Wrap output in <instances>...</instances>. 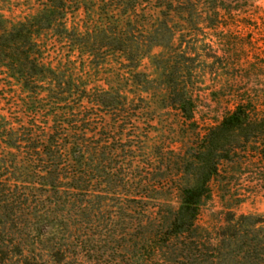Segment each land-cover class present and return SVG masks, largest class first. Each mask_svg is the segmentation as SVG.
Here are the masks:
<instances>
[{
  "label": "trees",
  "instance_id": "trees-1",
  "mask_svg": "<svg viewBox=\"0 0 264 264\" xmlns=\"http://www.w3.org/2000/svg\"><path fill=\"white\" fill-rule=\"evenodd\" d=\"M189 2L182 0L184 6ZM176 3V0H45L41 10L17 23L3 21L0 10V59L16 79L19 94L25 96L23 100L18 96L19 110L31 112L26 125L28 132L6 124L0 127L4 140L0 143V214L16 217V221L11 220L16 227L28 226L21 218L30 210L31 193L46 191L47 198L56 200L53 206L69 207L61 217V222L66 221L65 231H69L80 225L76 218L84 217L91 223L95 217L91 206L100 197L110 195L113 187L130 189L132 197L140 195L143 200L162 191L163 188L156 190L158 185L151 177L153 170L147 167L149 164L136 162L145 138L140 132L143 118L139 115L150 105L163 103L178 107L184 119L193 121L194 102L169 84L161 95L151 96L145 90L147 83L141 81L144 74L140 69L142 60L160 57L157 49H172L175 38L169 24L180 6V2ZM80 11L91 19L94 30L89 27L80 30L78 34L84 43L78 46L89 47L92 36L97 39L93 47L108 42V57L114 60L111 66L116 70L108 75L110 78L96 76L105 66L96 60H44L47 58L44 53L35 56L34 44L39 38L53 32L59 21L63 22V30L70 32L69 15ZM139 15L150 18L141 24L140 39L133 35L138 23L133 19ZM76 29L78 26H74ZM81 48L78 49L82 51ZM83 54L87 55L83 58H94L87 52ZM128 61L132 63L126 64ZM132 73L137 79H130ZM96 78L102 79L98 80L100 86H94ZM105 81L109 89H105ZM42 86L44 90L39 91L37 88ZM250 125L247 110L239 106L196 138L194 158H182L183 165L194 169L192 174H185V182L175 190L176 204H163L158 209L137 208L144 214L142 220L137 225L127 224L122 230L121 236L129 238L128 252L141 253L134 258L140 257L144 264H264L263 217L229 214L213 238L198 224L203 207L212 198L211 182L220 174L221 162L231 154L232 149L222 137ZM116 142L122 145L116 146ZM115 156L122 160L124 169L128 167L137 177L129 179L125 170L118 173L113 164ZM62 191L71 196L64 198ZM6 223L1 222L0 234H9L10 225ZM59 225L62 226L54 222L50 227ZM31 227L30 232L38 233ZM47 228L38 235L46 237ZM6 244L8 240L0 235V245ZM17 250L22 255L23 249ZM7 252L0 249L3 263L8 259L1 254ZM59 252L52 258L61 263L67 254Z\"/></svg>",
  "mask_w": 264,
  "mask_h": 264
},
{
  "label": "rangeland",
  "instance_id": "rangeland-1",
  "mask_svg": "<svg viewBox=\"0 0 264 264\" xmlns=\"http://www.w3.org/2000/svg\"><path fill=\"white\" fill-rule=\"evenodd\" d=\"M176 1L180 6L169 24L175 38L172 49H157L160 57L142 60L140 69L144 74L141 81L147 83L145 90L151 96L161 95L169 84L175 86L177 92L193 98L194 102L193 121L184 119L178 107H167L163 103L152 104L139 115L143 118L140 132L145 138L140 147H143L141 157L136 162L149 164L147 167L153 170L151 177L158 185L156 190L163 188L162 191L143 200L140 195L132 197L130 189L113 187L110 195L100 197V202L97 200V204L91 206L90 209L95 210L91 223L84 217L74 218L80 223L74 227L76 233L72 232L74 228L65 231L66 221L61 222L69 207L53 206L56 200L47 198L46 191L31 193L30 210L21 218V221H27L28 226L21 224L16 227L15 222H11L16 221V217L0 214V224L7 222L6 226L10 225L7 226L9 234H0L8 240V244L0 245V249L8 251L1 254L8 261L3 263L0 260V264H144L140 257L134 258V255L141 254L139 250L128 252L129 238L121 236L122 230L127 224L137 225L142 220L144 214L137 208L149 206L158 209L163 204H176L175 190L185 182V174H192L194 169L183 165L182 158H194L198 147L196 138L218 125L239 106L247 110L251 125L222 137L232 149L231 154L228 160L221 162L220 174L211 182L212 198L203 207L198 224L213 238L229 214L264 218V0H191L184 3L185 6L182 0ZM44 2L0 0L3 21L17 23L24 20L41 10ZM146 19L142 15L133 19L138 22L133 32L138 39L143 32L141 24ZM67 26L70 32H65L63 22L59 21L53 32L48 31L47 35L40 37L34 44L35 56L44 53V58L47 56L44 60H96L105 64L102 73L96 76L110 78L108 75L116 70L112 67L114 60L108 57V42L103 41L96 44L101 47H93L92 43L95 44L97 39L92 36L89 47L82 49L78 46L84 43L78 34L80 30L85 31L88 27L94 30L91 19L80 11L69 15ZM74 26L79 29L74 30ZM85 52L94 58L87 59ZM84 55L85 58L82 57ZM2 60L0 127L6 124L14 130L18 128L28 132L26 125L30 122L31 112L24 108L19 110L17 99L21 96L20 89ZM130 79L137 77L132 73ZM98 80L102 79L96 78L94 86H100ZM37 89L44 90L43 86ZM105 89H109L107 85ZM23 99L24 95L20 97ZM3 141L0 136V143ZM121 145L116 142V146ZM116 157L113 164H116L118 173L125 170L129 179L137 177V173L132 174L128 167L124 169L122 160ZM61 195L68 198L71 193L62 191ZM54 222L62 226L50 227ZM31 226L39 234L48 226L47 236L30 232ZM19 231L23 233L19 234ZM115 233L121 234L114 236ZM18 247L23 249L22 255ZM57 252L59 255L67 254V259L59 263L58 258H52Z\"/></svg>",
  "mask_w": 264,
  "mask_h": 264
}]
</instances>
